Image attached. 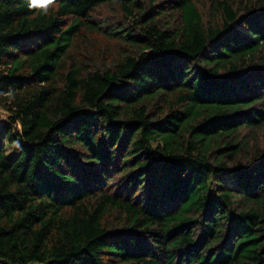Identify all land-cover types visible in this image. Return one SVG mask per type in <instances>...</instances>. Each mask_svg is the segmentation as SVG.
<instances>
[{
	"label": "trees",
	"instance_id": "1",
	"mask_svg": "<svg viewBox=\"0 0 264 264\" xmlns=\"http://www.w3.org/2000/svg\"><path fill=\"white\" fill-rule=\"evenodd\" d=\"M0 109V264H264V0H0Z\"/></svg>",
	"mask_w": 264,
	"mask_h": 264
},
{
	"label": "rangeland",
	"instance_id": "2",
	"mask_svg": "<svg viewBox=\"0 0 264 264\" xmlns=\"http://www.w3.org/2000/svg\"><path fill=\"white\" fill-rule=\"evenodd\" d=\"M201 11H202V13H204L205 9L201 8ZM103 14L106 16L109 15L108 10H103ZM6 119H7L6 112H4L3 110L0 109V121L6 120ZM254 135H255L254 142L259 146V148L262 149L264 146V129L259 130V132L256 131L254 133ZM13 149H14L13 147H9L10 152L13 151ZM220 177H221L222 181H224L228 186L235 187V185L233 183V177L231 176V172H229V171L223 172L220 175Z\"/></svg>",
	"mask_w": 264,
	"mask_h": 264
},
{
	"label": "clouds",
	"instance_id": "3",
	"mask_svg": "<svg viewBox=\"0 0 264 264\" xmlns=\"http://www.w3.org/2000/svg\"><path fill=\"white\" fill-rule=\"evenodd\" d=\"M55 4V0H28V7L39 8L44 14H47L48 8Z\"/></svg>",
	"mask_w": 264,
	"mask_h": 264
}]
</instances>
